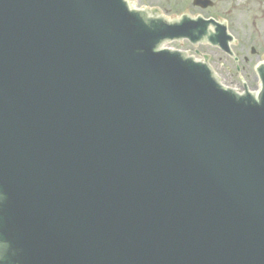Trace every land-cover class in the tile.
<instances>
[{
  "label": "water",
  "instance_id": "1",
  "mask_svg": "<svg viewBox=\"0 0 264 264\" xmlns=\"http://www.w3.org/2000/svg\"><path fill=\"white\" fill-rule=\"evenodd\" d=\"M179 38L229 52L199 16L0 0V264H264V63L238 95Z\"/></svg>",
  "mask_w": 264,
  "mask_h": 264
},
{
  "label": "rangeland",
  "instance_id": "2",
  "mask_svg": "<svg viewBox=\"0 0 264 264\" xmlns=\"http://www.w3.org/2000/svg\"><path fill=\"white\" fill-rule=\"evenodd\" d=\"M131 3L135 8L158 9L164 18L177 17L182 10L193 16L194 13H200L205 17H223L227 21L230 33L237 39V45L245 44L247 48L250 45L255 47L257 51L254 54L240 57L236 62L232 57L207 42L190 45L188 41H183L173 42L167 46L183 49L198 58L206 55L207 63L218 80L225 86L235 88L238 92H241L243 82L252 91L259 88V79L254 68L258 61L264 60V2L253 1L247 9L231 8L224 4L205 11L192 8L189 2L184 3L183 8H179L172 3V0H134ZM244 11L246 15L240 14Z\"/></svg>",
  "mask_w": 264,
  "mask_h": 264
},
{
  "label": "flooded vegetation",
  "instance_id": "3",
  "mask_svg": "<svg viewBox=\"0 0 264 264\" xmlns=\"http://www.w3.org/2000/svg\"><path fill=\"white\" fill-rule=\"evenodd\" d=\"M210 1H211L212 5H211V7H208L206 9H201L198 6H196L194 3L195 0H172V3L176 7L183 8V4L189 2L190 6L192 8L199 9L201 11H205L207 9H214L216 7H221L224 4L229 5V7H231V8L247 9V8H249L250 4L253 1L257 2V3H263L264 2V0H210ZM197 3H199V2H197ZM240 14L246 15L247 13L244 11L243 13L241 12ZM219 17H221V16H215L214 18L220 19ZM232 20H233V18H232ZM231 21L229 22V24L231 23ZM232 36H233V41L231 42V46H233L232 50L238 58L245 57L249 54H254L257 51L256 48L251 46V45L248 48H247V45H245V44L237 45V39L235 38V36L233 34H232Z\"/></svg>",
  "mask_w": 264,
  "mask_h": 264
},
{
  "label": "bare ground",
  "instance_id": "4",
  "mask_svg": "<svg viewBox=\"0 0 264 264\" xmlns=\"http://www.w3.org/2000/svg\"><path fill=\"white\" fill-rule=\"evenodd\" d=\"M247 89H248V87H247ZM249 91V90H248ZM250 92V91H249ZM251 94H257V93H253V92H250Z\"/></svg>",
  "mask_w": 264,
  "mask_h": 264
}]
</instances>
